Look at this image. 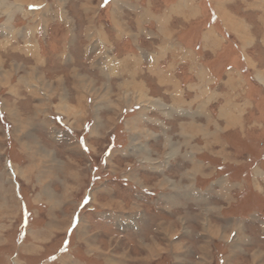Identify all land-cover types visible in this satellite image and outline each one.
Masks as SVG:
<instances>
[{
    "label": "rangeland",
    "instance_id": "rangeland-1",
    "mask_svg": "<svg viewBox=\"0 0 264 264\" xmlns=\"http://www.w3.org/2000/svg\"><path fill=\"white\" fill-rule=\"evenodd\" d=\"M249 5L0 0V264H264Z\"/></svg>",
    "mask_w": 264,
    "mask_h": 264
},
{
    "label": "bare ground",
    "instance_id": "bare-ground-1",
    "mask_svg": "<svg viewBox=\"0 0 264 264\" xmlns=\"http://www.w3.org/2000/svg\"><path fill=\"white\" fill-rule=\"evenodd\" d=\"M30 43V42H29ZM26 45V44H25ZM30 72H34V69H32ZM132 76H135L134 74H132L131 73V77ZM76 77H79L78 79L80 80V77L82 78L83 76L82 75H79V74H77V76ZM82 81V80H81ZM45 83V82H44ZM80 83H83V82H80ZM80 83H79V86H81L80 85ZM85 83V82H84ZM87 83V82H86ZM90 84V83H89ZM51 85V84H50ZM86 85V84H85ZM131 85V84H130ZM83 87H84V84L82 85ZM46 87H48V85H46ZM93 87V86H92ZM85 88V87H84ZM88 88V86H86V89ZM137 88H138V90H137V92H136V97L138 98V100H140V102H142L143 103V101H145L144 100V89H142V88H140V86H138V84H137ZM89 89V88H88ZM97 90V89H94V88H90L89 90ZM50 90V89H49ZM106 91V90H105ZM108 90L105 92V94H104V96H108ZM127 92V91H126ZM99 94V93H98ZM103 97V96H102ZM142 100V101H141ZM145 103V102H144ZM66 106V105H65ZM4 108L8 111V112H10L11 114V116H12V118H14L15 119V117L16 116H18V113L17 112H19V111H17V106H16V104H12L10 107L8 106V104L7 103H5L4 104ZM69 111H70V107L68 106V108H67ZM66 109V110H67ZM8 115V114H7ZM15 117H14V116ZM18 121V120H17ZM168 141V140H167ZM171 145H172V143H171ZM174 145V144H173ZM171 148H172V146H170ZM43 150V149H42ZM50 151V150H49ZM49 151H46V150H44L43 152L46 154L45 156H48L50 153H49ZM30 152V151H29ZM253 255V254H252ZM255 256V255H254ZM255 260V259H254Z\"/></svg>",
    "mask_w": 264,
    "mask_h": 264
},
{
    "label": "crops",
    "instance_id": "crops-1",
    "mask_svg": "<svg viewBox=\"0 0 264 264\" xmlns=\"http://www.w3.org/2000/svg\"><path fill=\"white\" fill-rule=\"evenodd\" d=\"M242 1H243V0H242ZM249 1H250V0H248V6H249V7H251V6L255 7L256 3H255V4H250V5H251V6H250V5H249ZM248 6L246 7V9L249 8ZM261 15H262L261 17H264V16H263L264 14H261ZM242 28H243V27H242Z\"/></svg>",
    "mask_w": 264,
    "mask_h": 264
}]
</instances>
